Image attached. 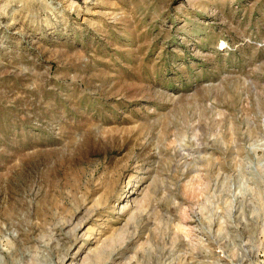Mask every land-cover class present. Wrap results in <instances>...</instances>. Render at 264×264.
<instances>
[{"label": "rangeland", "instance_id": "1", "mask_svg": "<svg viewBox=\"0 0 264 264\" xmlns=\"http://www.w3.org/2000/svg\"><path fill=\"white\" fill-rule=\"evenodd\" d=\"M0 264H264V0H0Z\"/></svg>", "mask_w": 264, "mask_h": 264}]
</instances>
